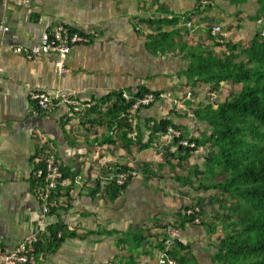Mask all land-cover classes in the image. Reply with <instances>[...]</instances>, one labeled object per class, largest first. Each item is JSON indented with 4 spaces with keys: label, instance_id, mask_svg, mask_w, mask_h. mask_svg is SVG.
Wrapping results in <instances>:
<instances>
[{
    "label": "crops",
    "instance_id": "crops-1",
    "mask_svg": "<svg viewBox=\"0 0 264 264\" xmlns=\"http://www.w3.org/2000/svg\"><path fill=\"white\" fill-rule=\"evenodd\" d=\"M197 0H0V246L13 249L30 235L38 241L28 264H158L162 228L179 224L186 206L202 201L203 224L184 223L174 252L183 264H219L215 259L218 229L208 209L214 191L198 189L207 145H199L185 160L168 159L175 150L170 136L140 148L122 138L146 143L150 127L169 118L190 136L209 133L196 110L212 96L209 86L186 85L187 51L180 44L204 49L214 45L209 22L222 27L226 41L246 43L264 26L257 20L258 0L238 4L214 0L196 12ZM203 10V7L200 6ZM191 16V25L148 26L140 19ZM63 22L85 34L87 42L71 48L68 73L57 76L53 54L28 59L13 46H31L55 24ZM175 31L179 47L165 52L147 47V35ZM216 52L224 46L215 45ZM146 88L159 93L155 101L136 111L127 108L119 126L107 108L121 92L126 100ZM42 90L66 95L89 105L74 113L66 104L31 114L29 94ZM110 96L107 103L99 99ZM99 105V106H98ZM93 108H89V107ZM95 106V108H94ZM89 108V109H88ZM122 120V119H121ZM51 147L62 170L55 208L43 213L33 189L34 158ZM174 152V151H173ZM120 168L135 174L115 197L97 184ZM70 187V201L65 190ZM65 227L64 239L49 246V230Z\"/></svg>",
    "mask_w": 264,
    "mask_h": 264
},
{
    "label": "trees",
    "instance_id": "trees-1",
    "mask_svg": "<svg viewBox=\"0 0 264 264\" xmlns=\"http://www.w3.org/2000/svg\"><path fill=\"white\" fill-rule=\"evenodd\" d=\"M203 1L197 0L199 7L191 16L196 12L205 11L214 0H207L202 4ZM232 1L238 4L245 0ZM154 2L158 3V0ZM258 3L256 19L263 21L264 0H258ZM191 16L150 18L140 21L148 26L158 27L166 24L175 25L180 20L191 22ZM207 24L208 34L214 45L198 50L181 43L180 51L188 52L186 85L205 84L209 86V92L215 94L207 104L196 110L195 114L197 118L208 123L209 133L201 137L190 136L180 131L171 119L165 118L150 127L151 132L146 143H142L139 135L135 140L127 138L125 132L121 135L125 141L143 148L154 143L157 135L167 133L170 126L179 131V134L171 138L175 146L174 152L165 148V153L168 159L175 158L177 162L189 157L199 145H207L209 152L200 172L198 189L214 191L211 205H217V208L207 211L213 213L215 217L209 231L215 233L220 230L216 238L215 259L219 264H264V27L250 41L240 43L226 41L223 37L213 35V27L219 24L214 21H207ZM178 35L175 31L148 34L147 47L163 52L179 47L174 40ZM215 45L224 46V50L216 52ZM224 85L230 89L226 90ZM148 93L154 94L155 99L159 96L158 92L146 88H139L130 100H126L121 92L116 93V102L108 106L106 112L111 123L118 121L121 126V121H124L127 124L125 118L118 119L120 113L123 112L124 117L127 108L130 109L138 98ZM109 97L104 96L99 100L107 103ZM182 139L194 142L195 147L181 145ZM61 181L58 182L55 195L51 197V210L55 208L57 195L62 194ZM127 182L123 186L110 183L104 187L103 192L108 197H115ZM97 187L100 188V182ZM69 190L70 187L65 190L68 201ZM194 205L199 206V212L187 215L183 211L179 224H169L162 228L160 249L163 247L166 228H181L184 223H193L195 217H199V224L204 223L202 201L190 204L184 210ZM65 235L64 226L51 228L47 236L49 246L56 247ZM178 242L173 244L169 254L178 264H183L173 251L174 245Z\"/></svg>",
    "mask_w": 264,
    "mask_h": 264
},
{
    "label": "built area",
    "instance_id": "built-area-1",
    "mask_svg": "<svg viewBox=\"0 0 264 264\" xmlns=\"http://www.w3.org/2000/svg\"><path fill=\"white\" fill-rule=\"evenodd\" d=\"M204 0L202 4L206 3ZM191 25V22H188ZM0 31L5 32L6 26L0 23ZM212 34L217 37H223L221 26L217 25L213 27ZM87 42V37L82 32L69 27L63 22L55 24L50 30L46 31L40 40L31 46H13V50L17 53H22L28 59L39 58L43 55L54 53L56 56L53 59L55 72L58 76H63L68 72V66L66 63L67 55L71 48L77 44ZM30 100L32 101L30 111L34 114L37 112H48L51 108L58 104H66L70 110L74 113H81L89 106L82 104L74 97L66 95L52 96L51 94L34 90L30 93ZM155 100V96L152 93H148L143 97L138 98L130 107L129 110L136 111L140 107L151 105ZM167 134L172 138L173 135H178L179 131L168 127ZM180 144L185 147L194 148L195 143L190 142L188 139H182ZM135 171L133 169H118L107 176L103 177L100 182V188L110 183L117 186H123L133 175ZM33 189L37 195L38 200L43 205V213L50 212V206L52 203L51 197L55 195L58 188V182L62 180V170L60 164L54 154L51 147L43 149L34 158L33 168ZM199 206H190L184 210L185 214L192 215L195 212H199ZM193 223L199 224V217H195ZM180 228L168 227L165 229V236L163 239V247L160 249L158 264H178V262L170 256L169 252L173 244L179 241ZM38 241L37 235H30L20 241L13 249H7L0 246V264H28L29 256L34 244Z\"/></svg>",
    "mask_w": 264,
    "mask_h": 264
},
{
    "label": "rangeland",
    "instance_id": "rangeland-1",
    "mask_svg": "<svg viewBox=\"0 0 264 264\" xmlns=\"http://www.w3.org/2000/svg\"><path fill=\"white\" fill-rule=\"evenodd\" d=\"M78 45V44H77ZM76 46V45H75ZM74 47V46H73ZM49 54H53V59L55 58V54L54 53H49ZM49 54H46V55H43V56H41V57H45V56H47V55H49ZM40 58V57H39ZM53 59H52V62H53ZM66 63H67V60H66ZM53 66H54V63H53ZM68 66V65H67ZM69 68V67H68ZM54 70H55V68H54ZM68 71H69V69H68ZM56 73V72H55ZM68 73V72H67ZM66 73V74H67ZM58 76V75H57ZM64 76V75H63ZM59 77H62V76H59ZM224 87H226L227 89L226 90H229L230 88L227 86V85H224ZM235 90H237L238 88H234ZM34 91V90H33ZM42 91V90H41ZM32 92V91H31ZM30 92V93H31ZM233 92V91H232ZM226 95H227V93H226ZM29 97H30V94H29ZM42 113H46V112H41V111H39V112H37L36 114H42ZM31 114H34V113H32L31 112ZM210 210H212L211 208H210Z\"/></svg>",
    "mask_w": 264,
    "mask_h": 264
},
{
    "label": "bare ground",
    "instance_id": "bare-ground-1",
    "mask_svg": "<svg viewBox=\"0 0 264 264\" xmlns=\"http://www.w3.org/2000/svg\"><path fill=\"white\" fill-rule=\"evenodd\" d=\"M222 40H223V39H222ZM222 40H221V41H222ZM154 101H155V100H154ZM145 107H146V106H145Z\"/></svg>",
    "mask_w": 264,
    "mask_h": 264
}]
</instances>
